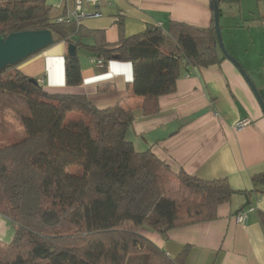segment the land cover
Wrapping results in <instances>:
<instances>
[{
  "label": "trees",
  "instance_id": "1",
  "mask_svg": "<svg viewBox=\"0 0 264 264\" xmlns=\"http://www.w3.org/2000/svg\"><path fill=\"white\" fill-rule=\"evenodd\" d=\"M50 11L46 0H0V34L49 29L57 40L84 47L93 57L131 62L132 94L142 97L143 115L159 109V96L175 90L183 70L224 59L213 22L194 27L169 21L165 29L148 26L131 36L119 24L118 40L107 43L101 31L72 29L75 25L55 22ZM83 37L93 43L81 42ZM63 58L65 84H80L77 53ZM16 65L0 70V88L22 95L29 115L21 119L23 138L0 146V215L14 229L9 242L0 240V264H127L130 248L145 244L162 264H183L187 248L168 257L139 236L138 227L166 233L217 219V206L244 192L233 190L225 177L174 174L150 150L137 152L125 133L136 115L131 108H96L80 94L48 93ZM9 68L15 72L4 76ZM72 112L82 119L67 121ZM70 165L82 172L69 173ZM169 173L178 183L172 196ZM250 180L264 184V172ZM259 218L264 233V213Z\"/></svg>",
  "mask_w": 264,
  "mask_h": 264
},
{
  "label": "crops",
  "instance_id": "2",
  "mask_svg": "<svg viewBox=\"0 0 264 264\" xmlns=\"http://www.w3.org/2000/svg\"><path fill=\"white\" fill-rule=\"evenodd\" d=\"M73 1L46 0V4L54 19L71 9ZM218 7L226 51L243 66L264 103V0H219ZM85 8L88 12L96 9ZM228 9L234 10V16L224 13ZM97 10L100 16L70 25L101 31L107 43L118 40L119 24L125 36H131L148 26L165 29L169 21L194 27H209L213 22L209 0H99ZM75 33L70 34L72 38ZM53 38L50 45L21 59L15 69L43 79L41 85L48 93L80 94L96 108L116 104L131 108L136 115L125 133L137 152L150 150L174 174L183 170L202 179L225 177L233 190L244 191L232 193L228 202L217 206V219L174 227L166 233L143 225L137 229L139 236L168 257L187 248L183 264H264L259 218L264 213V191H254L264 189V184L250 180L264 172V116L237 66L224 57L206 67H188L176 78L175 90L159 96V109L143 115L142 97L132 94L131 62L104 60V67L98 68L89 61L91 52L77 48L82 80L67 85L63 71L67 43ZM81 42L91 44L93 39L83 37ZM242 119L248 122L238 126ZM244 194L254 210L244 222H237L234 218L245 201ZM12 227L0 215L1 241L11 240Z\"/></svg>",
  "mask_w": 264,
  "mask_h": 264
},
{
  "label": "rangeland",
  "instance_id": "3",
  "mask_svg": "<svg viewBox=\"0 0 264 264\" xmlns=\"http://www.w3.org/2000/svg\"><path fill=\"white\" fill-rule=\"evenodd\" d=\"M223 8H231L228 6H221ZM233 8V6H232ZM219 16V25L221 22L222 13ZM227 15L234 16V10H226L224 12ZM218 25V26H219ZM221 38L223 37L220 29ZM223 45L224 41L222 39ZM225 47V46H224ZM226 49V47H225ZM14 68H9L4 72L5 75L13 74ZM28 103L22 95L15 92L0 88V146L9 145L21 140L24 136V128L21 124V119L24 116L29 115ZM81 115L79 113L67 114L66 120L80 121ZM69 173L79 174L82 172V168L79 165H70L67 168ZM167 194L168 196L175 195L178 192V183L175 175L169 173L167 176ZM123 228H126L125 226ZM98 237V236H97ZM96 237V238H97ZM99 238V237H98ZM131 253L127 256V264H162L158 256L145 244L137 249L130 248Z\"/></svg>",
  "mask_w": 264,
  "mask_h": 264
},
{
  "label": "water",
  "instance_id": "4",
  "mask_svg": "<svg viewBox=\"0 0 264 264\" xmlns=\"http://www.w3.org/2000/svg\"><path fill=\"white\" fill-rule=\"evenodd\" d=\"M210 7L212 9L211 14L213 15V27L215 32V39L217 46L222 53V55L229 59L232 64L237 66V69L244 77L245 81L248 83L250 90L253 91L256 99L259 102L260 107L264 116V103L256 89L255 84L252 79L249 77L248 73L244 70L240 62L229 54L222 42L220 35V26L219 25V0H209ZM53 33L49 29H30V30H20L14 31L7 34H0V70L7 65H13L28 57L29 55L45 48L47 45H50L53 42ZM77 47L73 43L67 45V54L74 55L76 54ZM30 81L37 83L35 78H30ZM245 201L242 206L237 210H242L243 207L249 204V199L247 195L244 194Z\"/></svg>",
  "mask_w": 264,
  "mask_h": 264
},
{
  "label": "built area",
  "instance_id": "5",
  "mask_svg": "<svg viewBox=\"0 0 264 264\" xmlns=\"http://www.w3.org/2000/svg\"><path fill=\"white\" fill-rule=\"evenodd\" d=\"M97 4H99V0H74L71 9H68L64 14L57 16L54 18V21L57 23H63L65 25H70L72 23L79 24L83 18L86 17H98L101 15V12L97 10ZM85 5L93 6L94 9L92 12L86 11ZM105 59L102 57L91 56L90 63L91 65L102 68L105 64ZM39 83L43 82V79L38 80ZM248 122L247 119H242L238 122V126L242 124H246ZM254 208L250 205H246L243 210H240L236 213L235 218L237 222H244L247 218V214L250 211H253Z\"/></svg>",
  "mask_w": 264,
  "mask_h": 264
}]
</instances>
